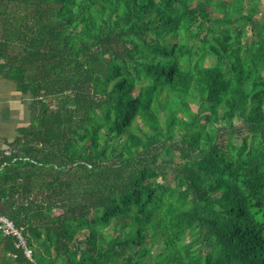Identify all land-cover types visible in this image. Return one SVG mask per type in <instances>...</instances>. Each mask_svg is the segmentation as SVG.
<instances>
[{"label": "trees", "instance_id": "16d2710c", "mask_svg": "<svg viewBox=\"0 0 264 264\" xmlns=\"http://www.w3.org/2000/svg\"><path fill=\"white\" fill-rule=\"evenodd\" d=\"M259 1L0 0V264H264Z\"/></svg>", "mask_w": 264, "mask_h": 264}, {"label": "crops", "instance_id": "0c3cea01", "mask_svg": "<svg viewBox=\"0 0 264 264\" xmlns=\"http://www.w3.org/2000/svg\"><path fill=\"white\" fill-rule=\"evenodd\" d=\"M32 119L31 96L19 91L17 83L0 74V152L13 143Z\"/></svg>", "mask_w": 264, "mask_h": 264}, {"label": "built area", "instance_id": "2783aa9c", "mask_svg": "<svg viewBox=\"0 0 264 264\" xmlns=\"http://www.w3.org/2000/svg\"><path fill=\"white\" fill-rule=\"evenodd\" d=\"M4 151L7 155H11L13 152V147L8 146ZM1 157H2V153L0 152V159ZM0 230H2L7 235L15 236L19 241V245L25 248L27 255L29 257H32L33 250L29 248L22 230L17 227V225L13 220L2 214H0Z\"/></svg>", "mask_w": 264, "mask_h": 264}, {"label": "rangeland", "instance_id": "374dc122", "mask_svg": "<svg viewBox=\"0 0 264 264\" xmlns=\"http://www.w3.org/2000/svg\"><path fill=\"white\" fill-rule=\"evenodd\" d=\"M248 6H250L249 1ZM256 20L257 21H264V0L259 1V12L256 14ZM195 109H197V106H194Z\"/></svg>", "mask_w": 264, "mask_h": 264}]
</instances>
